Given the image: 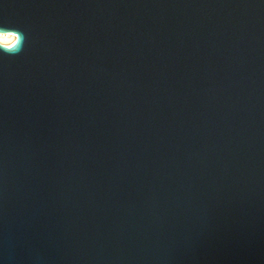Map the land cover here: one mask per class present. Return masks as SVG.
I'll return each instance as SVG.
<instances>
[{"label": "water", "instance_id": "water-1", "mask_svg": "<svg viewBox=\"0 0 264 264\" xmlns=\"http://www.w3.org/2000/svg\"><path fill=\"white\" fill-rule=\"evenodd\" d=\"M0 264H264V0H0Z\"/></svg>", "mask_w": 264, "mask_h": 264}, {"label": "clouds", "instance_id": "clouds-1", "mask_svg": "<svg viewBox=\"0 0 264 264\" xmlns=\"http://www.w3.org/2000/svg\"><path fill=\"white\" fill-rule=\"evenodd\" d=\"M26 42L27 37L21 30L0 27V54L16 55L23 50Z\"/></svg>", "mask_w": 264, "mask_h": 264}]
</instances>
